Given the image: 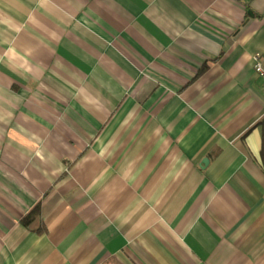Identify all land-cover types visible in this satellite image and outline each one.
Masks as SVG:
<instances>
[{
  "label": "crops",
  "instance_id": "0c3cea01",
  "mask_svg": "<svg viewBox=\"0 0 264 264\" xmlns=\"http://www.w3.org/2000/svg\"><path fill=\"white\" fill-rule=\"evenodd\" d=\"M263 53L264 0H0V264H264Z\"/></svg>",
  "mask_w": 264,
  "mask_h": 264
},
{
  "label": "built area",
  "instance_id": "2783aa9c",
  "mask_svg": "<svg viewBox=\"0 0 264 264\" xmlns=\"http://www.w3.org/2000/svg\"><path fill=\"white\" fill-rule=\"evenodd\" d=\"M254 69L257 76H259L264 83V53L254 57ZM261 165L264 171V159Z\"/></svg>",
  "mask_w": 264,
  "mask_h": 264
},
{
  "label": "trees",
  "instance_id": "16d2710c",
  "mask_svg": "<svg viewBox=\"0 0 264 264\" xmlns=\"http://www.w3.org/2000/svg\"><path fill=\"white\" fill-rule=\"evenodd\" d=\"M204 70V69H203ZM41 204H38L24 219L23 224L29 227L30 224L39 221L41 218Z\"/></svg>",
  "mask_w": 264,
  "mask_h": 264
}]
</instances>
